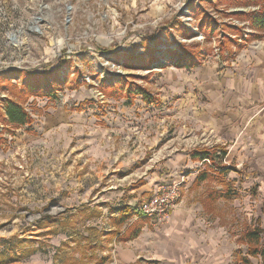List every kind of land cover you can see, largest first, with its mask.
<instances>
[{
  "label": "rangeland",
  "instance_id": "rangeland-1",
  "mask_svg": "<svg viewBox=\"0 0 264 264\" xmlns=\"http://www.w3.org/2000/svg\"><path fill=\"white\" fill-rule=\"evenodd\" d=\"M0 2V264H94L77 250L86 242L98 258L109 257L106 264H117L118 244L104 239L102 230L114 225L118 209L138 212L161 185L174 181L181 184L178 205L200 212L196 228L214 247L226 243L231 264H239L248 249L243 233L264 229V124L224 134L200 121L216 109L231 121L238 115L237 99L222 80L234 52L264 41V30L251 23L264 0H75L70 27L63 24L61 5L54 8L56 40L29 36L20 50L3 38L9 28L4 13L20 26L35 5ZM84 34L88 38L79 40ZM64 41L78 55L50 65L53 48ZM106 62L110 70L103 69ZM213 72L219 73L218 88H212L216 106L210 84L202 81ZM146 94L153 103L145 102ZM162 98L166 106L147 111ZM171 98L186 104L180 109L187 123L176 130L166 116L176 107ZM4 101L20 104L28 123L7 122ZM148 112L155 119L142 121ZM215 146L227 148L223 163L236 172L190 162L195 150ZM179 154L178 166L168 164ZM198 171L213 179L196 184ZM219 191L223 197L206 201ZM203 204L213 212L202 213ZM147 221L162 235L164 223Z\"/></svg>",
  "mask_w": 264,
  "mask_h": 264
},
{
  "label": "crops",
  "instance_id": "crops-1",
  "mask_svg": "<svg viewBox=\"0 0 264 264\" xmlns=\"http://www.w3.org/2000/svg\"><path fill=\"white\" fill-rule=\"evenodd\" d=\"M251 43L249 47L244 46L238 51L234 53L232 52L234 59L231 60L228 73L225 74V78L222 80V83H225L228 87V93L231 92L230 95H235L237 99V108L233 109V112L238 115L233 114V120L231 121L230 117L223 118L220 116V113H223V110L218 111L215 108L217 112H215L214 115H211L210 118L206 117L204 120L201 119L200 122L206 126L202 128H205L206 130L208 129L212 132L221 130L224 134H226L228 131V133L232 132L233 129L234 131L239 130L241 126L244 130L245 127L247 130H250L253 126L258 125L263 127L264 41ZM198 65V67H200L203 64ZM189 70L193 69L189 68ZM218 75L219 73L216 74L213 72L211 73L210 78H204L202 81L209 83L211 90L212 88L217 89L219 85ZM202 81L200 82L202 83ZM214 94L215 93L212 90V100H216V96ZM171 99L174 102L173 105L176 107L173 108L172 113H169L166 116L167 120L173 119L172 123H174L175 126L172 127L171 130H176V125L180 126L182 121L186 120L187 123V118L180 109V107L182 108L184 106L185 100L183 98ZM215 100L212 101V105L214 106L218 103V101L215 102ZM163 104L166 106V98H164V100L162 98L161 102L147 107V111L153 112V110L157 109V106H161ZM155 112L157 113V111ZM151 114L148 112L149 116L143 118L142 121L149 119L151 121L152 119H155L156 115ZM156 120H158V118ZM197 121L198 119L195 120L196 123H198ZM236 126L238 127L237 130H235ZM149 129L152 131L151 127ZM243 129L241 131L244 134ZM178 130L181 131V127L178 128ZM249 135H251V132H248V136ZM212 148L220 147L215 146ZM221 149L225 150L228 155L227 148ZM181 161L182 156L179 154L177 157L170 159L168 164L178 166ZM193 161L194 160H191L190 162ZM184 163L186 164V161ZM193 163L202 164L199 161H194ZM144 187H148V185ZM203 211L205 213L213 212L211 208L206 210L204 204L202 205V213ZM197 212L199 215V210H189V207H185L183 203L174 208L168 221L162 225L163 227L160 231L158 230L161 232L164 229L162 235H159L160 233H157L155 229L156 233L150 231L148 228L149 221L146 219L136 237L122 241L114 239V244H118L115 246V254L117 253L120 258V261H118L117 264H138V261H140V264H231L227 244L219 241L222 243L220 247L222 253H220V255V249H218V246L214 247L215 242L210 241V236L203 234L202 230L200 232V228H196V225H200L197 219L198 215H196ZM117 228L120 229L119 231L123 235L127 231L128 225ZM107 230L106 232H111L114 228L111 226L107 228ZM119 245L124 246L119 248ZM110 250L111 249H109L107 253H110ZM108 256H110V254H108ZM112 262L113 260H111V263Z\"/></svg>",
  "mask_w": 264,
  "mask_h": 264
},
{
  "label": "built area",
  "instance_id": "built-area-1",
  "mask_svg": "<svg viewBox=\"0 0 264 264\" xmlns=\"http://www.w3.org/2000/svg\"><path fill=\"white\" fill-rule=\"evenodd\" d=\"M31 2L35 5V13L29 21L20 22V26H15L9 22L10 20L6 11L4 13L6 18L2 15L4 20L7 21V24L9 25L8 30L3 34V38L6 40L8 46L12 47L14 50L25 48L27 45L25 40H27L29 36L44 37L51 34L52 41L56 40V37L53 35V13L56 5H61V8H59L58 11H62V21L64 26L70 27L73 24L75 0H31ZM0 10H5L4 4L1 2ZM86 38L88 37L84 34V36H81L78 39L81 40ZM97 40L100 41L101 39L98 38ZM53 50L54 51H52L51 54H53L54 60H52L53 63L50 65L70 60L74 58L75 55H78L77 53L79 52L77 47H74L69 43L66 44V41L61 44H57ZM96 53V51L89 49L90 55H95ZM100 53L102 54V52ZM31 64L38 65L39 61ZM109 65L110 63L106 62V64H103L102 67L104 70H110ZM50 70H52V68L47 67L46 71ZM181 198L182 194L180 183L174 181L170 184H163L159 187L156 195L152 196L149 201L139 209L138 213H140V216L145 219H153L157 224L165 223L169 217V213L180 203Z\"/></svg>",
  "mask_w": 264,
  "mask_h": 264
},
{
  "label": "trees",
  "instance_id": "trees-1",
  "mask_svg": "<svg viewBox=\"0 0 264 264\" xmlns=\"http://www.w3.org/2000/svg\"><path fill=\"white\" fill-rule=\"evenodd\" d=\"M251 23L255 29L264 30V10L258 15H255L253 18L251 17ZM118 85L121 86V84ZM30 88L31 85L27 87L26 90H29ZM139 92L142 91L139 90ZM112 93H119V95L117 96L121 95V91H114ZM50 97H52V95ZM143 99L147 103H153L151 97L147 94L143 95ZM4 111L5 120L10 124L23 126L29 121L28 115L24 111L23 107L18 103H15L13 101H6L4 104ZM226 155L227 152L221 148H211L195 150L192 153L191 157L192 160L199 161L203 165L211 163L210 165L212 166V168L214 167V165H217V168H219V171L223 172V174H227L231 171L236 172V168L228 167L223 163ZM208 178L213 179V177L209 176L208 172H200L195 179V183L199 185L201 183L206 182ZM224 185L227 186L228 184ZM221 197H223V194L220 191L217 193L213 192L209 194V196L207 197V201L212 203L214 200L220 199ZM116 212L119 213V216L113 219L114 230L111 232H106L102 230V236L104 237V239H107L109 242H112L114 239L122 241L136 237L138 235V232L140 231L143 222L146 221V219L141 217V214L136 212L135 210L131 211L129 207L120 208ZM96 217H101V214L97 215ZM134 218V222L131 223V220ZM127 224V231L122 235L119 231L120 229H118L117 227H122ZM241 240L248 245V249L246 257H239V264H252L251 259H257L259 260L260 264H264V229H262L259 225L253 229H248L243 233V237ZM92 245L90 242H86L84 244H80L77 247V250L82 253V257H89V260H95L96 262L94 264H106L109 257L98 258V256L94 252V247ZM67 246L70 247V242L65 244V247ZM32 253H36V250L31 251L29 254Z\"/></svg>",
  "mask_w": 264,
  "mask_h": 264
}]
</instances>
